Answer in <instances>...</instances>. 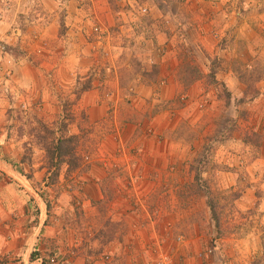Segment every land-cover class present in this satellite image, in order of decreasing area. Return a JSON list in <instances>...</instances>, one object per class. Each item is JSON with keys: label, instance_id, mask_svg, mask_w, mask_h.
<instances>
[{"label": "rangeland", "instance_id": "obj_1", "mask_svg": "<svg viewBox=\"0 0 264 264\" xmlns=\"http://www.w3.org/2000/svg\"><path fill=\"white\" fill-rule=\"evenodd\" d=\"M0 156L45 264H264V0H0Z\"/></svg>", "mask_w": 264, "mask_h": 264}, {"label": "crops", "instance_id": "obj_2", "mask_svg": "<svg viewBox=\"0 0 264 264\" xmlns=\"http://www.w3.org/2000/svg\"><path fill=\"white\" fill-rule=\"evenodd\" d=\"M97 178L94 180L98 182L88 184L89 192L84 191V195L89 193L86 194L87 198L95 193V187L99 198L103 197L100 188L102 178ZM35 185L36 182L22 176L0 156V264H45L41 260L49 255L47 252L51 248V238L48 232L52 231V227L44 211L40 189ZM89 209L92 211V207ZM148 233L151 235L153 229ZM138 238L140 241L143 239L142 235ZM140 241V246H143L144 243ZM63 256L67 264H82L83 260L79 256L71 258L70 263L67 256Z\"/></svg>", "mask_w": 264, "mask_h": 264}, {"label": "trees", "instance_id": "obj_3", "mask_svg": "<svg viewBox=\"0 0 264 264\" xmlns=\"http://www.w3.org/2000/svg\"><path fill=\"white\" fill-rule=\"evenodd\" d=\"M69 139H70V136L65 137L64 135H60V137L57 138V140L52 144L53 150L52 151L48 150L49 156H52L54 158L57 157V161L59 163L62 162L63 160L62 156H68V159H69V157H71V153L69 151L70 148L68 147H72L70 146V144L68 146ZM70 162H71V159H70Z\"/></svg>", "mask_w": 264, "mask_h": 264}, {"label": "built area", "instance_id": "obj_4", "mask_svg": "<svg viewBox=\"0 0 264 264\" xmlns=\"http://www.w3.org/2000/svg\"><path fill=\"white\" fill-rule=\"evenodd\" d=\"M50 262L51 263H54L55 262V259L54 258H51L50 259ZM157 264H166V263H165V260L164 259H160V260L157 261Z\"/></svg>", "mask_w": 264, "mask_h": 264}]
</instances>
